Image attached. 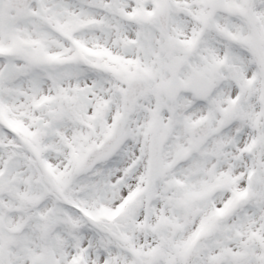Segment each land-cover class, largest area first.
Wrapping results in <instances>:
<instances>
[{
    "label": "snow or ice",
    "instance_id": "6c2138e0",
    "mask_svg": "<svg viewBox=\"0 0 264 264\" xmlns=\"http://www.w3.org/2000/svg\"><path fill=\"white\" fill-rule=\"evenodd\" d=\"M0 264H264V0H0Z\"/></svg>",
    "mask_w": 264,
    "mask_h": 264
}]
</instances>
